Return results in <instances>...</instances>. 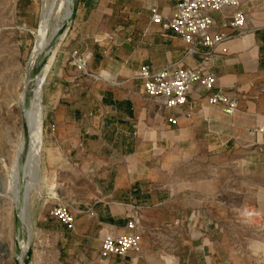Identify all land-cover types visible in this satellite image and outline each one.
I'll return each instance as SVG.
<instances>
[{"label": "crops", "instance_id": "crops-1", "mask_svg": "<svg viewBox=\"0 0 264 264\" xmlns=\"http://www.w3.org/2000/svg\"><path fill=\"white\" fill-rule=\"evenodd\" d=\"M178 1L73 0L41 92L40 168L49 181L31 201L33 226L59 257L101 264L237 263V241L218 223L217 196L226 172L229 193L237 189L240 167L264 186V0L210 13L212 31L233 36L207 61L206 47L196 44L191 55L180 36L151 21L154 13L171 14ZM236 11L245 14L242 33L228 25ZM72 50L89 53L87 70L110 79L71 66ZM198 63L237 101L233 115L210 105L198 85L183 106L159 109L136 78L143 65L158 71ZM255 127L263 131L249 136ZM62 203L74 216L72 229L48 216ZM135 213L139 251L101 258L103 235L128 232ZM260 231L264 243V223Z\"/></svg>", "mask_w": 264, "mask_h": 264}, {"label": "rangeland", "instance_id": "rangeland-1", "mask_svg": "<svg viewBox=\"0 0 264 264\" xmlns=\"http://www.w3.org/2000/svg\"><path fill=\"white\" fill-rule=\"evenodd\" d=\"M66 6L68 4L65 0H0V264H19L17 252H15L18 225L15 226L14 217L16 214L18 223V212L23 203L27 204L33 230L29 242L32 264H101L80 261L74 256L73 258L59 257L55 249L50 250L44 243L46 236H42L34 228L31 215L32 197L45 187V182L49 181L48 174L39 168L36 189L28 194L27 200H23L24 194H22V188L24 189V184L29 179L33 161L28 153L30 141L25 136L26 130L25 128L22 130L17 123L18 98L24 96L25 87L34 80L32 72L42 54L41 51H37L32 55L36 38L40 34L43 39L53 42L51 32L62 24L61 19ZM49 11L50 14H48ZM45 13L49 16L44 33L41 34L39 27L42 17L46 16ZM69 20L70 18L67 21ZM64 35L65 32L59 36L54 47L48 48L51 50L48 54L50 62L47 61V67L39 74L41 83L37 84L40 95L44 78ZM52 50L55 51L54 54ZM42 154L41 146L36 156L32 154L33 158H37L39 165L42 163ZM254 169H257L259 174L261 168ZM227 174L228 172L225 173V177H222L225 180L222 179L224 182L217 196L218 206L222 212L218 223L225 234L233 236L237 241L236 246L233 247L236 251V264H264V258H259L260 255H264V243L261 242L262 232L260 231V226L264 223V186L259 182H251L249 180L251 175L245 177L248 172L244 167H240L236 170V176L241 182H237V189L229 193ZM253 178L254 176L252 180ZM246 188H248L247 192H245ZM234 195L236 199L233 198Z\"/></svg>", "mask_w": 264, "mask_h": 264}, {"label": "built area", "instance_id": "built-area-1", "mask_svg": "<svg viewBox=\"0 0 264 264\" xmlns=\"http://www.w3.org/2000/svg\"><path fill=\"white\" fill-rule=\"evenodd\" d=\"M242 0H179L174 6L171 14H152L151 21L158 24L163 31H170L181 37L188 44L187 52L196 53L195 45L200 44L208 50L204 53V61L233 34L222 31H212L211 12H221L225 8H238ZM229 27L242 33L245 26V14L236 11L228 23ZM223 52H228L226 48ZM69 64L91 77L110 79V76L103 71L97 75L87 70L90 60L89 53H82L72 50L68 54ZM136 78L142 83L145 96L152 101L159 109H174L183 106L187 96L195 85L200 86L207 92V99L210 105H220L223 112L231 116L238 107L234 98L228 96L221 88L216 87V77L208 71L204 64L198 63L194 68H163L158 71H151L148 66L140 67ZM168 121L176 123L175 118L169 117ZM262 127H255L248 130L249 136L262 132ZM50 218L56 219L66 225L68 229L74 226V216L67 203L57 204L48 211ZM138 215L127 223L128 232L113 235L105 234L101 238L99 256L108 258L110 256H125L130 251H139L141 236L137 231Z\"/></svg>", "mask_w": 264, "mask_h": 264}, {"label": "bare ground", "instance_id": "bare-ground-1", "mask_svg": "<svg viewBox=\"0 0 264 264\" xmlns=\"http://www.w3.org/2000/svg\"><path fill=\"white\" fill-rule=\"evenodd\" d=\"M65 1L67 2L68 6H66V10H65L64 16L61 19L62 23L66 22L70 18V15L72 13V6H73V0H65ZM48 14H50V11H49ZM48 14H46V16L43 15L44 17H42V21L40 22L41 26L39 27V30H40L41 34L44 33V30L46 28L45 26H46V23L48 21V16H49ZM61 25H60V27H61ZM60 27L55 29L54 32L53 31L51 32V35L53 33V39L58 34V31L60 30ZM39 30H38V32H39ZM50 39H51V37H50ZM51 44H52V42H49V41L43 39L41 37V35L39 34L38 37L36 38V42H35V46H34L32 55H34L37 51H41L42 54L47 52L48 48L51 47ZM52 47H54V44L52 45ZM52 51H54V50H52ZM54 53H55V51L53 52V54ZM48 62H50V61H48ZM45 67H47V66L45 65ZM40 83H41V80H40L39 75L34 76V80H31L30 83L25 87L24 96H21V97L18 98L19 106L16 104L17 105V121H18L17 123H18L19 127L22 130L24 128L26 130L27 137H28V139L30 141L29 149H28L29 152L28 153H29L30 158L33 161L32 165L30 167L31 168L30 169L31 172H30V175H29V179L27 180V182L25 181L26 183L24 184V189L22 188V190H23L22 194H24L23 195L24 196L23 200H27L28 194L36 186V183L38 182V175H36V172L39 170L40 165L37 163V160H36L37 158L36 157H34V158L32 157V154H35V156H36L38 151H39V149H40V146H41L40 135H41V124H42L43 107H42L41 95L39 93L38 85H37V84L40 85ZM22 148H23V146H22ZM18 155H19V153H18ZM26 159H28V158H26ZM18 175H19V173L17 174V176ZM21 197H22V195H21ZM15 200H16V198H15ZM26 206H27V204L23 203L21 205V207H20L19 212H18L19 213V218H18V223H17V225H18V227H17L18 228V230H17L18 235H17V239H16L17 240V246H16L17 250L15 252H17V259H18V263L19 264H25L26 251H27V248L29 246L30 239H31V237L33 235V230H32V227L30 225V220H29V212H28V209H27Z\"/></svg>", "mask_w": 264, "mask_h": 264}, {"label": "water", "instance_id": "water-1", "mask_svg": "<svg viewBox=\"0 0 264 264\" xmlns=\"http://www.w3.org/2000/svg\"><path fill=\"white\" fill-rule=\"evenodd\" d=\"M72 11H73V6H72ZM67 23H68V21L62 23V25L60 27V30L58 31V34L55 36V38H54V40H53V42L51 44V47L57 41L59 36L63 32H65ZM49 50L47 52L41 54V56L38 58V60L36 62V65H35V68H34V70L32 72V76H37V75H39L42 72L43 68L45 67V65H46V63L48 61ZM25 136L27 138V135H25ZM38 173H39V170L36 172V175H38ZM14 220H15V226L17 227V215L16 214H15ZM25 264H32V252H31L30 245L28 246L27 251H26Z\"/></svg>", "mask_w": 264, "mask_h": 264}]
</instances>
